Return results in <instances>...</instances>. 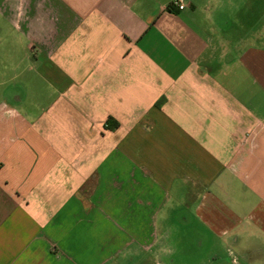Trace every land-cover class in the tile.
I'll return each instance as SVG.
<instances>
[{"label": "crops", "instance_id": "1", "mask_svg": "<svg viewBox=\"0 0 264 264\" xmlns=\"http://www.w3.org/2000/svg\"><path fill=\"white\" fill-rule=\"evenodd\" d=\"M0 0V264H264V0Z\"/></svg>", "mask_w": 264, "mask_h": 264}, {"label": "built area", "instance_id": "2", "mask_svg": "<svg viewBox=\"0 0 264 264\" xmlns=\"http://www.w3.org/2000/svg\"><path fill=\"white\" fill-rule=\"evenodd\" d=\"M170 5L176 6L179 10H182L186 7V3L184 0H172Z\"/></svg>", "mask_w": 264, "mask_h": 264}]
</instances>
